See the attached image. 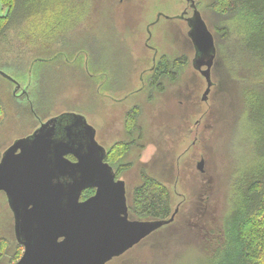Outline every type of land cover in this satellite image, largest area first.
Segmentation results:
<instances>
[{
    "label": "rangeland",
    "instance_id": "obj_1",
    "mask_svg": "<svg viewBox=\"0 0 264 264\" xmlns=\"http://www.w3.org/2000/svg\"><path fill=\"white\" fill-rule=\"evenodd\" d=\"M56 1L64 4L62 8L70 4L74 29H66L56 42L52 34L43 50H37L36 45L28 50L16 47L25 51V67L35 60L37 75H44V81L34 79L36 83H43V88L36 90L34 113L42 122L65 113L83 115L98 131L99 142L110 148L117 139L125 137L123 115L134 101L132 98L126 105L117 107L110 101V91L125 93L136 87L139 70L152 63V52L143 44L142 27L155 19L156 11H169L165 15L172 16L178 1L169 0L173 5L170 6L163 3L165 0H150L154 4L151 11L142 12L149 5L148 0H124L123 4L120 0H43L48 11L55 9ZM208 1L212 0L205 2ZM6 4V0H0L1 19L7 14ZM201 11L213 28L210 11L203 6ZM63 25L67 26L68 21ZM183 26L177 21L162 20L153 30L155 39L151 44L160 53L186 54L185 49L190 46ZM56 52L60 53L61 60L47 62ZM193 59H189L188 67L175 84L167 80L163 90L144 92L135 98L141 103L139 124L146 145L140 158L142 162L149 161V174L171 190L173 213L183 203L181 212L170 226L108 264H216L215 253L225 243L224 221L237 208L240 199L231 190L230 179L237 170L255 160L250 155L251 138L242 126L244 119L242 122L240 116L237 127L231 123V104L238 107L239 96L230 99L229 92H218L215 87L209 104L204 103V79L200 80L204 82L202 90L196 89L199 96L191 94L197 85ZM103 83L98 93L97 85L102 87ZM13 89L0 73V99L6 111L0 125V162L16 141L32 135L40 126L37 117L31 112L28 114V109L24 113L26 107L13 101ZM132 124L133 121L129 127ZM139 150L130 152L127 160L135 162ZM121 151L122 147L115 150L117 154ZM202 162L203 170H200ZM135 163L134 170L125 174L131 193L139 184L142 169ZM0 240L7 242L0 264H15L23 249L18 245L14 215L2 192Z\"/></svg>",
    "mask_w": 264,
    "mask_h": 264
},
{
    "label": "water",
    "instance_id": "obj_2",
    "mask_svg": "<svg viewBox=\"0 0 264 264\" xmlns=\"http://www.w3.org/2000/svg\"><path fill=\"white\" fill-rule=\"evenodd\" d=\"M192 39L197 51L195 68L206 67L209 81L216 46L202 20ZM209 90L210 85L205 95ZM59 129L68 141L59 138ZM83 137L88 140L87 152H83ZM104 153L94 127L74 113L48 120L5 153L0 192L7 196L17 241L24 247L16 264H108L174 221V217L131 220L125 183L115 181L103 163ZM68 154L75 155L78 163L66 159ZM202 166L203 162L200 170ZM90 188L96 194L81 201L83 191Z\"/></svg>",
    "mask_w": 264,
    "mask_h": 264
},
{
    "label": "trees",
    "instance_id": "obj_3",
    "mask_svg": "<svg viewBox=\"0 0 264 264\" xmlns=\"http://www.w3.org/2000/svg\"><path fill=\"white\" fill-rule=\"evenodd\" d=\"M6 2L7 14L0 18V72L14 89V85L29 86L24 96H15L13 91L12 98L26 107L24 113L28 109V114L31 112L38 117L34 113L37 111L36 90L43 88V83H36L34 79L44 81V75H37L35 60L25 67V51L16 47L28 50L36 45L37 50H43L52 34L56 42L66 29H74L70 4L62 8L64 4L56 1L55 9L48 11L43 0ZM211 14L216 46L212 69L217 78V91L229 92L230 99L239 96L238 107L231 104V123L237 127L240 116L242 122L244 119L242 126L251 138L248 141L250 155L255 160L237 170L230 179L231 190L237 192L240 199L237 208L224 221L226 240L215 253L216 264H264V0H214ZM65 19L67 26L63 25ZM60 60L61 55L56 52L47 62ZM186 63L181 58L175 62L181 70L186 68ZM5 115V105L0 99V125ZM142 182L130 197L132 215L142 221L169 220L173 214L171 190L145 173ZM6 243L0 240V255Z\"/></svg>",
    "mask_w": 264,
    "mask_h": 264
},
{
    "label": "flooded vegetation",
    "instance_id": "obj_4",
    "mask_svg": "<svg viewBox=\"0 0 264 264\" xmlns=\"http://www.w3.org/2000/svg\"><path fill=\"white\" fill-rule=\"evenodd\" d=\"M177 2V10L176 12L171 16L169 15H165L166 12L169 11H156V15H155V19L154 20H150L148 21V23L146 25H144L142 27V31H143V36H145V40L143 42V44L146 46V48L152 52L151 55V66H144L142 67L139 72H138V80L136 81V87L133 88V90L131 91H127L125 93H123V91H116L114 89H111L112 91H110L109 94V98L110 101H112L113 104L117 105V107H121L123 105H126L130 99L134 98L133 104H131L130 106H128V111L123 115V125H124V130H125V137L123 139H115L116 142H114L110 148L105 147L102 143L99 142L97 136H98V131L95 129L96 131V141L98 142V144L100 146H102L105 149V153L103 155V163L106 164L108 166V168L112 171L113 175H114V179L116 182H124L125 183V187H126V191H127V205H128V213H129V217L131 220H137L131 212L130 206H129V201H130V197H131V192H130V184L128 183L127 179L125 178V174L130 172L134 166H135V162H138L140 164V166L142 167L141 169V176H140V181L139 184L136 185V187L141 186L142 185V178H143V174L145 173L147 176L152 177L149 172L147 171V165L149 163V161H145L142 162L141 158V153L142 150L144 149V147L146 146L143 141H144V134L143 131L140 128V124H139V118L141 116V103H139L137 101V97L141 96V94H143L144 92L147 93H152L153 91H161L164 88V83L165 81L169 80L172 82V84H175L178 79L180 78V76L182 75V72H184V70L188 67L189 65V59L192 57H194V59L196 60L195 57H197V51L196 48L194 46V41L192 39V35H193V31L194 28L197 26L198 21L202 20L207 28L209 29V31L212 33L211 30V26L209 25V23L207 21H205L206 16L204 15L203 11H201V7H205L208 9V11H210L209 13H211L212 11V2H205L207 0H176ZM120 2H124V0H120ZM152 2H150V0L147 1V4H149L148 6L146 5L145 8L146 9H142V12L144 11H151L150 9H152V6L154 4H151ZM163 3L170 5L169 4V0H165L163 1ZM123 4V3H122ZM132 7H134V5H131ZM170 6H173L172 4ZM122 7V5H121ZM154 11V10H153ZM152 11V12H153ZM162 20H165L166 23H173V21H177L182 23L184 26L180 27L186 30L187 33V42L189 43V47H186L185 51L187 52L186 54L181 52V54L179 56L174 54H169V53H160V51L151 44L153 38L155 37V34L153 33L154 28L161 23ZM178 26V24H177ZM182 29V31H183ZM131 30V29H130ZM137 30V28H132V31ZM184 33V34H186ZM213 34V33H212ZM142 36V38H143ZM214 37V35H213ZM141 38V39H142ZM155 39V38H154ZM179 58L181 59H185L186 60V68L185 69H178L177 65L175 64L176 60H178ZM193 59V67L195 68V60ZM164 61V62H163ZM163 62V63H162ZM197 65H199L197 63ZM163 66H167V69H164ZM162 68V69H161ZM196 69V68H195ZM194 69V73L196 76V88L192 89L191 94L194 95L196 98L199 96L198 93L199 91L202 90V84L204 83L203 81L200 80H205L206 82V89L203 93V97H202V102L204 103H208L210 101V97L213 96V93L215 92L214 89L215 87H217V78L214 75V71L211 68L210 74H209V81L208 78L206 76V71L207 68L203 67L201 69ZM163 75V76H162ZM198 82H201L200 84ZM210 83V84H209ZM210 85V90L208 92L207 95L206 92L208 91V87ZM15 86L14 89V95L15 96H24L25 94V88H23L22 86ZM104 87V83L102 85V87H100V85H97V92L99 93V89ZM189 91L191 90L190 85L188 87ZM196 89H199L196 90ZM109 93V92H108ZM20 95V96H19ZM125 108V107H124ZM194 110V109H193ZM194 114V113H193ZM63 114H60L58 116H61ZM38 118V117H37ZM52 119V118H51ZM39 124L40 126L45 123L42 122L39 118ZM50 120V119H49ZM87 120V119H86ZM133 121L132 127H129V123ZM88 122V121H87ZM199 123V122H198ZM65 124L61 125V128L63 129V126ZM39 126V128H40ZM60 128V127H59ZM65 128V126H64ZM38 129V128H37ZM59 138L62 140H66L63 137V132L60 131L59 129ZM114 140V139H113ZM70 142V141H69ZM81 142L83 144V152H87V146H88V140L83 137L81 138ZM76 144L77 142H71ZM75 147V146H74ZM119 147H122V151L121 153H116L115 150H117ZM76 148V147H75ZM140 149V150H139ZM134 150H139L136 151L138 152V156L135 159V162H131L128 161V155H130V152L134 151ZM96 155V154H95ZM66 159H68L70 162L72 163H78V159L76 158L75 155L72 154H68L65 156ZM3 159V158H2ZM1 159V161H2ZM204 161V160H203ZM1 163V162H0ZM134 165V166H133ZM134 170V169H133ZM154 178V177H152ZM156 179V178H154ZM65 181H67L66 179H64ZM58 181H62V178H59ZM62 181V182H65ZM135 187V188H136ZM134 188V189H135ZM86 192L91 193L89 195H86ZM97 190L95 188H90V189H86L83 191L82 195H81V201H86L87 199L93 197L96 194ZM183 207V203L181 202V204L178 205V207L176 208V211L172 214L175 215L174 216V221L171 222L168 225H165L164 227H168L170 226L172 223L175 222L177 216L180 214L181 209ZM171 216V218H172ZM163 228V227H162ZM162 228H160L159 230L155 231L154 233H152L148 238L152 237L154 234H156L157 232H159ZM148 238H146L145 240H147ZM145 240H143L141 243H143ZM141 243H139L137 246H135L134 248L138 247ZM23 249L22 254L24 252V247L22 245H20ZM22 257V256H21ZM20 259L17 260V262ZM16 262V263H17ZM15 263V264H16Z\"/></svg>",
    "mask_w": 264,
    "mask_h": 264
},
{
    "label": "bare ground",
    "instance_id": "obj_5",
    "mask_svg": "<svg viewBox=\"0 0 264 264\" xmlns=\"http://www.w3.org/2000/svg\"><path fill=\"white\" fill-rule=\"evenodd\" d=\"M66 114V113H65Z\"/></svg>",
    "mask_w": 264,
    "mask_h": 264
}]
</instances>
